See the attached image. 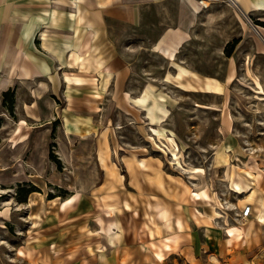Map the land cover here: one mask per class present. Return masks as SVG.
Returning a JSON list of instances; mask_svg holds the SVG:
<instances>
[{"label":"rangeland","instance_id":"rangeland-1","mask_svg":"<svg viewBox=\"0 0 264 264\" xmlns=\"http://www.w3.org/2000/svg\"><path fill=\"white\" fill-rule=\"evenodd\" d=\"M241 6L249 20L227 0L184 3L178 28L182 32L175 30L158 46L159 52L151 45L164 28L177 24L174 2L150 6L137 25L111 20L112 43L129 66L125 82L116 83L114 91L112 85L106 94H90L92 88L86 85L78 94H59L54 89L36 100L33 96L43 94H33V81L19 82L7 93L0 89V264H64L67 256L49 252L57 237L64 246L67 240H81V235L102 234L116 245L125 229L121 211H126L123 220L132 240H137L136 235L161 237L165 223L172 227L173 211L166 197L179 200L175 221L180 230L192 224L184 204L189 200L200 204L194 206L193 215L205 217L197 221L202 234L203 225L210 224L216 228H210L208 238H214L217 230L224 232L205 247L213 256L221 251L219 239L225 241L227 225L242 222L228 228L237 231L233 237L247 231L246 222L255 219L258 197L264 194V8ZM124 43L131 45L127 53ZM146 90L148 99H158L168 111L161 124L151 119V102L139 99ZM70 95L76 96L75 109L90 115L66 110ZM151 122L157 124L152 127ZM158 131L175 136L178 159ZM108 136L115 140L118 164ZM62 141L69 147L71 161ZM135 146L161 157L166 168L177 174L182 190L168 183L160 167L134 157L127 164L137 191L122 188L120 201L116 194L99 191L116 187L122 178L120 168L125 172L120 148ZM225 153L228 159L220 157ZM189 165L203 171L194 173ZM229 165L248 183L255 181L253 197L249 185L238 189L228 180ZM249 172L252 179L244 176ZM145 184L149 193L143 192ZM77 191L78 197L62 208V202ZM243 202L253 204L254 214L243 216ZM135 218L142 219L138 228ZM196 234L192 240L198 245ZM252 235L256 243L250 239L247 250L264 251V231L256 226ZM179 238V234L161 237L159 245L152 241L157 256L163 259L160 246L173 248ZM150 251L132 246L131 264L189 261L186 252L161 262Z\"/></svg>","mask_w":264,"mask_h":264},{"label":"crops","instance_id":"crops-1","mask_svg":"<svg viewBox=\"0 0 264 264\" xmlns=\"http://www.w3.org/2000/svg\"><path fill=\"white\" fill-rule=\"evenodd\" d=\"M193 1L0 0V89L4 92L14 88L19 82L33 81L35 82L31 88L33 94H43L41 97L33 96L36 100L44 99L54 89H58L59 94H78L80 89L83 90L88 87L86 85L92 88L93 93L90 94H106L112 85L114 91L117 87L116 83L122 84L127 79L129 64L121 53H116L117 48L114 47L115 45L112 43L114 41L110 37V21H118L124 25H137L144 20L145 11L150 6H155L157 3L170 4L174 2L178 8V21L175 26L164 28L153 41L152 49L158 51V46H162L166 38L170 39V36L174 35L172 33L179 30L181 15L184 12L183 4L193 3ZM260 1L262 0H252V2ZM241 4L246 8L242 0ZM179 31L182 32V30ZM188 40L189 38L185 39L182 44ZM130 46V43H124V53L129 51ZM112 51L114 53L110 54ZM74 98H76L75 95L66 98L67 101L70 99L66 110L70 109L74 115H90L75 109L74 103H72ZM150 124L153 127L157 123L151 122ZM85 126L87 127V125ZM108 141L112 150V158L117 162L114 154L116 149L113 145L115 140L108 136ZM139 147L141 146H135L132 149L120 148L119 159L125 172L121 171L120 168L122 178L115 182V188L107 191L102 188L99 191L108 192L112 195L116 194L119 201L122 188L137 191L138 188L132 182L131 171L127 164V160L134 157L145 160L153 167H160L165 173L164 177L168 183L175 185L178 190H182V182L176 177L177 174L166 168L163 159L145 153L141 150L142 147ZM99 166L105 169L103 164L99 163ZM143 192L149 193L146 184L143 186ZM166 199L173 211L169 222L172 227L170 228L165 223V233L161 237L179 234L180 238L173 248L164 249L160 246L164 254L163 259L156 254L158 247L155 245L161 244L160 236L151 239L148 236L140 237L135 234L137 240L131 239L128 234V227L123 220V214H126V211H121L119 214V219L125 228L123 234L120 235V243L116 245L114 242L109 243L102 234H87L81 235L79 238L82 239L75 242L67 240V244L62 246L65 241L57 237L50 242L49 252L54 257L63 258L67 256L68 261L64 264H131L133 259L132 246L138 249L146 246L161 262L186 252L188 264H216L214 259L219 264H264V251L252 253L253 251L247 250L250 247L247 246L248 241L250 239L253 241V228L257 226L261 228V232L264 231V226L255 219L249 223L246 222L248 230L243 235L240 234L236 237L233 236L237 234V231L230 232L228 228L234 225L239 226L242 222L234 221L227 225L225 241L220 243L219 239L221 251L218 256H213L205 247H210L216 243L217 237L223 235L224 232L217 230L214 238H208L211 237V235L208 236L210 228H216L210 224L203 225L204 234H202L200 231L201 224L197 221L205 217L193 215L194 206L200 204L189 200L184 201V204L192 224L180 230L175 221L179 214L177 207L179 200L167 197ZM112 201H116V199L113 198ZM189 202L192 203L193 207ZM201 205L205 206L204 204ZM252 213L254 214L253 204H251L250 215ZM135 219H139L136 227L138 228L142 219ZM195 232L197 233L198 245L192 240ZM214 239L215 242H213ZM152 241L155 242V245ZM253 243L255 244L256 241ZM89 244H91L90 247H88ZM201 247L204 249L202 250Z\"/></svg>","mask_w":264,"mask_h":264},{"label":"bare ground","instance_id":"bare-ground-1","mask_svg":"<svg viewBox=\"0 0 264 264\" xmlns=\"http://www.w3.org/2000/svg\"><path fill=\"white\" fill-rule=\"evenodd\" d=\"M229 1V3L235 5L236 7L239 8V10L246 16V18L249 20V17L246 15V11L244 10V8L241 6V0H227ZM244 2V4L246 5V8H250V7H253L252 9H263L264 8V3L262 1L260 2H252V0H242ZM58 7V6H57ZM196 9V8H195ZM251 9V8H250ZM192 22V21H191ZM190 24V23H189ZM253 26V25H252ZM254 29L256 30V28L254 27ZM258 31V30H256ZM258 33H260L258 31ZM165 49V48H164ZM176 52V51H175ZM174 53V52H173ZM173 57V56H171ZM170 57V58H171ZM83 58V57H82ZM79 61V60H78ZM150 96V93H148V91L146 90L144 93L142 92V95L139 97V99L142 100V103L149 100L151 102V106H150V113H151V119H157L158 121H164L165 120V117L167 116V109L162 105V103H159L158 102V99L154 98V96H152V100L148 99ZM158 135L162 136H166L167 139H168V142H169V145L171 147V150H172V154L175 155V159H178V155H177V143H176V140H175V136L171 133H168V134H165L164 132L162 131H158L157 132ZM61 146H62V149L64 150V154H65V157L68 161H71V152L70 150L68 149L69 147H67V145L62 141L61 142ZM226 154V153H225ZM221 158L223 159H228V156L227 154L226 155H220ZM240 167L242 168L243 166L240 164ZM189 168L191 170L194 171V173L198 172V171H203V168L201 166H192V165H189ZM247 171V170H246ZM250 175L248 174H244L245 177H248L250 179L253 178V175H252V172H249ZM226 176L228 177V180H231L233 183H234V186L238 189H241V188H245L247 187V185H249L248 187L250 188L249 190L250 193L249 195H255V193L257 192V186H255V181L253 180L252 182H247L244 177L241 175H237V172L235 171V169L232 167V166H228L226 168ZM224 176V177H226ZM247 183V184H246ZM229 185V184H228ZM201 188L198 187V194H199V189ZM79 190V189H78ZM243 190V189H242ZM245 191V190H243ZM249 192V191H248ZM79 195V191H77V194L65 199L62 204H61V207L62 208H67L70 203L76 199ZM250 203L252 202L251 200L249 201ZM246 202H243L242 204L246 206L245 204ZM257 211L255 213V219L260 222L262 225H264V194L262 193V195L260 197H258V203H257ZM251 206V204H248ZM247 205V206H248ZM245 208H243L244 210ZM114 225H117L116 222H114ZM234 228H237V227H234ZM239 230H242L241 228ZM248 230V229H247ZM232 230L230 229V232Z\"/></svg>","mask_w":264,"mask_h":264},{"label":"built area","instance_id":"built-area-1","mask_svg":"<svg viewBox=\"0 0 264 264\" xmlns=\"http://www.w3.org/2000/svg\"><path fill=\"white\" fill-rule=\"evenodd\" d=\"M205 1L208 0H201V2H205ZM242 212H243V216H249L251 212V206L250 205L246 206Z\"/></svg>","mask_w":264,"mask_h":264},{"label":"trees","instance_id":"trees-1","mask_svg":"<svg viewBox=\"0 0 264 264\" xmlns=\"http://www.w3.org/2000/svg\"><path fill=\"white\" fill-rule=\"evenodd\" d=\"M9 91V89L8 90H6V91H4L5 93H7Z\"/></svg>","mask_w":264,"mask_h":264}]
</instances>
